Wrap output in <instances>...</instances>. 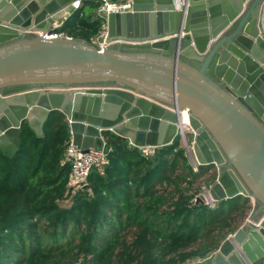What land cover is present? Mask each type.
<instances>
[{"label":"water","instance_id":"1","mask_svg":"<svg viewBox=\"0 0 264 264\" xmlns=\"http://www.w3.org/2000/svg\"><path fill=\"white\" fill-rule=\"evenodd\" d=\"M73 1L0 0V150L18 151L24 123L41 137L55 111L83 153L107 156L106 133L136 148L164 147L187 109L189 158L218 171L212 199L242 196L255 206L215 252L191 264H264V0H130L129 12L107 18V42L121 43L101 52L17 31L48 30Z\"/></svg>","mask_w":264,"mask_h":264},{"label":"trees","instance_id":"2","mask_svg":"<svg viewBox=\"0 0 264 264\" xmlns=\"http://www.w3.org/2000/svg\"><path fill=\"white\" fill-rule=\"evenodd\" d=\"M100 5L83 0L59 31L91 44L102 28ZM104 137L106 163L76 192L62 113L49 115L41 137L24 123L14 155L0 150V264H191L215 252L250 212L242 196L215 209L191 204L217 174L213 166L194 172L179 139L146 158L126 140Z\"/></svg>","mask_w":264,"mask_h":264},{"label":"built area","instance_id":"3","mask_svg":"<svg viewBox=\"0 0 264 264\" xmlns=\"http://www.w3.org/2000/svg\"><path fill=\"white\" fill-rule=\"evenodd\" d=\"M83 0H75L71 2V4L63 10V12L55 18L54 22L50 25V28L46 31H37L31 29L25 30H17L19 34L25 38L31 37H41L43 39H58V38H69L65 33L59 31L62 27L65 20L68 16L71 15L72 12L77 10L82 5ZM101 2L100 7L97 9V17L102 20V28L99 35L91 41V45L97 47L99 52L103 51L105 48L118 46L121 42H107L108 39V26H107V18L111 13H125L131 10V1L126 0L123 2H111L110 0H99ZM102 37L103 42L101 44L97 43V38ZM85 88L81 86L72 87L71 91H83ZM36 91H51L49 87H40L36 88ZM173 112H178L175 108H169ZM179 120L177 124V139H179V148H183L185 153L188 154V146L190 148V142L187 137V132L191 131L189 126V116L190 113L187 109H184L177 113ZM69 125V123H68ZM132 146V145H131ZM136 148V147H135ZM158 147L152 146H143L138 147V151L140 154L146 158H150L154 155L156 149ZM189 157V155H188ZM190 159V158H189ZM65 161L71 165V171L69 174L68 186L71 192H76L81 189L84 185H86L87 178L90 174V171L93 167H101L106 163V156L101 151H95L90 149L87 153H83L80 149H78L71 141L67 143V147L65 150ZM192 165V169L194 172H197L198 165L193 163L190 160ZM215 168V167H214ZM216 174H218L217 169L215 168ZM211 173V172H210ZM217 178V175H216ZM216 181V179H215ZM166 185L163 184L162 187ZM210 186H206L204 184L201 185V188L195 198L191 201V204L197 203V199L202 200V204L209 209H215L217 207V201L213 200L209 194ZM232 235V234H230ZM229 235V236H230Z\"/></svg>","mask_w":264,"mask_h":264},{"label":"crops","instance_id":"4","mask_svg":"<svg viewBox=\"0 0 264 264\" xmlns=\"http://www.w3.org/2000/svg\"><path fill=\"white\" fill-rule=\"evenodd\" d=\"M123 1H126V0H118V2H123ZM179 1H182V0H177V2H179ZM260 28H261V36L264 38V5H263V8H262V15H261V18H260ZM104 139H105V137H104ZM128 144H129V142H128ZM130 145V144H129ZM250 205H251V210H250V212L254 209V204H253V202L250 200ZM249 212V213H250ZM249 213H248V215H249ZM247 215V216H248ZM247 218V217H246ZM245 218V219H246ZM244 219V220H245ZM244 222V221H243ZM242 222V223H243ZM242 223L239 225V227L242 225ZM238 227V228H239Z\"/></svg>","mask_w":264,"mask_h":264},{"label":"rangeland","instance_id":"5","mask_svg":"<svg viewBox=\"0 0 264 264\" xmlns=\"http://www.w3.org/2000/svg\"><path fill=\"white\" fill-rule=\"evenodd\" d=\"M188 137V139H191V137L190 136H187ZM186 156H187V158H188V160H189V163H190V159H189V157H188V154L186 153ZM190 165H191V163H190ZM191 167H192V165H191ZM69 198H67L65 201H63L61 204H63V205H68L69 204Z\"/></svg>","mask_w":264,"mask_h":264}]
</instances>
